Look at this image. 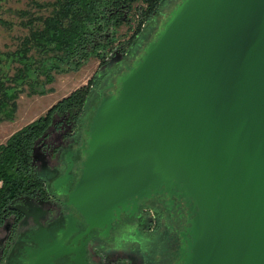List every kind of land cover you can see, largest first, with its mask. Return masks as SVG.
Instances as JSON below:
<instances>
[{
    "label": "water",
    "instance_id": "1",
    "mask_svg": "<svg viewBox=\"0 0 264 264\" xmlns=\"http://www.w3.org/2000/svg\"><path fill=\"white\" fill-rule=\"evenodd\" d=\"M115 85L86 106L69 203L107 229L181 196L178 264H264V0L173 2Z\"/></svg>",
    "mask_w": 264,
    "mask_h": 264
},
{
    "label": "flooded vegetation",
    "instance_id": "2",
    "mask_svg": "<svg viewBox=\"0 0 264 264\" xmlns=\"http://www.w3.org/2000/svg\"><path fill=\"white\" fill-rule=\"evenodd\" d=\"M169 1L100 62L103 69L91 84L87 104L114 92L125 65L154 38L164 19L160 11ZM86 112L54 113L34 143L30 173L38 181L10 200L0 214V264H178L189 215L183 197L163 192L138 200L135 208L129 203L107 229L90 226L69 203L67 192L74 188L84 159Z\"/></svg>",
    "mask_w": 264,
    "mask_h": 264
},
{
    "label": "trees",
    "instance_id": "3",
    "mask_svg": "<svg viewBox=\"0 0 264 264\" xmlns=\"http://www.w3.org/2000/svg\"><path fill=\"white\" fill-rule=\"evenodd\" d=\"M31 1L37 12L44 9L47 14L17 10L20 24L27 32L16 37L15 48L0 50V120L14 118L17 98L22 93L31 96L47 92L50 88L45 86L54 81L55 73L77 70L89 54L103 63L114 47L113 29L122 23L133 0ZM164 3L165 0H143L140 17L131 26L130 36ZM0 24L6 28L12 26L1 17ZM93 80L94 77L57 100L45 114L0 143V214L10 200L38 181L30 173L32 145L43 133L52 113L80 115L90 98Z\"/></svg>",
    "mask_w": 264,
    "mask_h": 264
},
{
    "label": "rangeland",
    "instance_id": "4",
    "mask_svg": "<svg viewBox=\"0 0 264 264\" xmlns=\"http://www.w3.org/2000/svg\"><path fill=\"white\" fill-rule=\"evenodd\" d=\"M36 1H39L40 3H48L52 0ZM133 1L130 2L131 6L127 8L125 18H122V23L118 27L113 29V32H115L113 41L115 43L112 51L117 48L119 43L121 44L123 42H126L127 39L131 37V26H135L138 22V17H140L139 14L143 5V0ZM176 1L177 0H170L169 3L166 4V6L160 11L163 13V16L169 11L170 7L173 5V2ZM22 9H29L34 14H39L42 12L47 14L46 10L44 9H42L43 11L41 12H37L38 10L36 7H33L31 0H0V17L12 23V26L10 28H6L5 26L0 24V50L15 48L14 43H16V37L21 35V32H27V29L23 28V26L20 24L21 19L17 11ZM160 16L161 15H158V19L160 18ZM135 41L136 39L134 40V42ZM135 44L136 42L132 45L134 46ZM110 52L111 51H109L106 55L108 56ZM102 69L103 68L100 66V60L93 54H89L86 60H84L83 64H81V66L77 70L55 73L54 81L45 86V88H50V90H48L47 92L31 96L27 95L26 93H22L17 98V109L14 118H12L11 120H0V143H4L10 135H12L16 130H18L25 124L37 119L38 116L45 114L48 108L57 100L68 95L71 91H74L81 86L88 84L89 80H91L92 77L97 78L96 74L99 73V71H101ZM86 106L87 104L84 107L85 110ZM54 113H52V115ZM47 126L48 123L46 124V127ZM46 127L45 129L47 130ZM49 131L51 132L53 130ZM36 141L38 140H35V142ZM34 155L35 147H33L31 151V158H33V160L35 159Z\"/></svg>",
    "mask_w": 264,
    "mask_h": 264
}]
</instances>
